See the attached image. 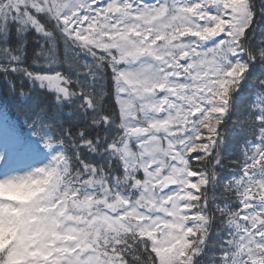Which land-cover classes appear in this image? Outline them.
<instances>
[{
	"label": "snow or ice",
	"instance_id": "1",
	"mask_svg": "<svg viewBox=\"0 0 264 264\" xmlns=\"http://www.w3.org/2000/svg\"><path fill=\"white\" fill-rule=\"evenodd\" d=\"M0 78L80 115L26 117L0 264H264V0H0Z\"/></svg>",
	"mask_w": 264,
	"mask_h": 264
},
{
	"label": "trees",
	"instance_id": "2",
	"mask_svg": "<svg viewBox=\"0 0 264 264\" xmlns=\"http://www.w3.org/2000/svg\"><path fill=\"white\" fill-rule=\"evenodd\" d=\"M29 52L31 51L32 37H28ZM31 63V61H29ZM257 75L259 72L257 71ZM15 80V90H13L12 82ZM23 86L24 95H19V90ZM248 87L245 86V92ZM115 107L114 100L111 95L108 96L105 102V108L111 111ZM34 111L48 112L49 114L56 113L64 119H71L73 124L80 120L79 113L70 112L65 108L63 112H58L54 106L53 97L46 92L30 89V86L22 82L18 78H10L7 82L0 78V129H4L5 134L11 137L13 144L9 155V162H14L18 158H23L25 167L32 166L41 158L47 156L43 148L37 143L28 128L26 117H30ZM231 129V123H229ZM226 153L237 154L238 150L234 145H228L225 148ZM227 163V162H225ZM233 172L231 167H225L220 170L222 179L228 178ZM217 202H222L219 191H217Z\"/></svg>",
	"mask_w": 264,
	"mask_h": 264
},
{
	"label": "rangeland",
	"instance_id": "3",
	"mask_svg": "<svg viewBox=\"0 0 264 264\" xmlns=\"http://www.w3.org/2000/svg\"><path fill=\"white\" fill-rule=\"evenodd\" d=\"M11 148V139L7 138L3 131H0V150H3L6 153V158L2 162L0 161V178H3L5 175L9 174H24V172L30 170L33 167L40 166L46 162L47 159L42 160L40 163L31 166V167H23V159L18 158L15 162L10 163L8 160Z\"/></svg>",
	"mask_w": 264,
	"mask_h": 264
}]
</instances>
